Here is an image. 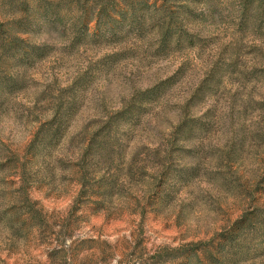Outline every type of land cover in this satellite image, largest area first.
<instances>
[{"label":"rangeland","instance_id":"obj_1","mask_svg":"<svg viewBox=\"0 0 264 264\" xmlns=\"http://www.w3.org/2000/svg\"><path fill=\"white\" fill-rule=\"evenodd\" d=\"M14 10L0 0L7 33ZM261 17L204 0L163 49L156 17L94 40L42 29L22 35L47 45L35 63L0 36V264H156L264 208ZM237 264H264V233Z\"/></svg>","mask_w":264,"mask_h":264},{"label":"trees","instance_id":"obj_2","mask_svg":"<svg viewBox=\"0 0 264 264\" xmlns=\"http://www.w3.org/2000/svg\"><path fill=\"white\" fill-rule=\"evenodd\" d=\"M15 6L14 27L10 33L0 25L2 49H10L18 64L35 63L43 58L47 45L27 41L22 35H34L42 29L70 34L73 40L95 39L101 30L104 37L121 36L131 31L143 33L149 18L156 17L157 41L163 49L189 38L184 17L204 0H6ZM207 0H205L206 2ZM174 5L176 8L170 7ZM259 9L264 16V0H243V11ZM94 32H90L91 25ZM0 82V88L3 87ZM0 92H2L0 90ZM264 233V208L245 212L216 241L175 251L176 256L156 260V264H237L249 258L254 240Z\"/></svg>","mask_w":264,"mask_h":264}]
</instances>
